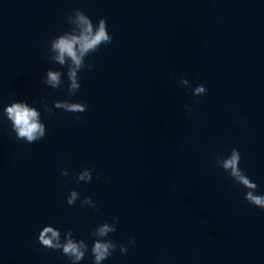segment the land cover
Wrapping results in <instances>:
<instances>
[{
	"label": "water",
	"instance_id": "95a60500",
	"mask_svg": "<svg viewBox=\"0 0 264 264\" xmlns=\"http://www.w3.org/2000/svg\"><path fill=\"white\" fill-rule=\"evenodd\" d=\"M73 9L105 18L113 39L85 58L93 69L69 97L66 76L59 89L42 78L60 67L48 44ZM197 85L205 95H192ZM65 99L88 107H52ZM19 101L41 113L35 143L3 115ZM233 148L264 194V0H0V264H70L39 244L42 227L61 240L71 229L90 249L89 233L113 217L106 238L128 250L102 264H264V210L214 163ZM84 168L91 182L76 181Z\"/></svg>",
	"mask_w": 264,
	"mask_h": 264
},
{
	"label": "clouds",
	"instance_id": "9594fccd",
	"mask_svg": "<svg viewBox=\"0 0 264 264\" xmlns=\"http://www.w3.org/2000/svg\"><path fill=\"white\" fill-rule=\"evenodd\" d=\"M66 23L70 25V29L55 37L48 44V59L51 63L59 65V68H50L46 70L42 78L43 83L52 89H59L64 86L62 76L67 79V95L75 96L80 89L81 70L87 68L92 71L93 64H85V58L95 53L101 45L110 44L113 36L107 30V21L105 18H99L93 24L91 18L80 9H73L66 17ZM61 68L66 69L62 73ZM179 86L189 88V81L183 76L179 78ZM206 94V88L203 85H197L192 88L193 96H203ZM44 112L52 113V108H49L44 99H41ZM52 107L62 109L66 112L80 113L86 111L88 105L83 102H72L68 99L53 100ZM190 112L191 109H185ZM3 115L10 121L11 129L19 140H24L27 143H35L42 139L46 134L45 124L41 122V113L35 107L29 106L26 101L11 102L3 108ZM77 120L79 116L75 117ZM240 152L238 149H231L227 156L217 155L214 163L219 169H222L231 178L233 182L245 190V201L256 208L264 210V194L257 191V184L251 180L249 176L239 167ZM93 168H84L75 175L77 182H91ZM62 176H68L66 169L61 170ZM79 198V193L76 190H70L66 197L68 205H74ZM89 205L95 207V202L91 197L85 196L81 200V206ZM118 218L113 217L112 222H103L98 224L94 231L89 233L92 238V245H89L83 239H74L73 232L68 229L63 233L61 240V231L51 225H45L39 231L37 240L44 248L59 250L62 255L68 257L70 264H79L89 253L92 257V264H102L104 260L110 257L119 248V252L123 255L127 252L128 247L125 244L117 245L111 239H107L110 233L116 231ZM135 238L130 237L128 245H134Z\"/></svg>",
	"mask_w": 264,
	"mask_h": 264
}]
</instances>
